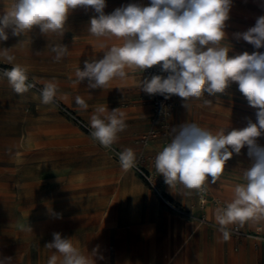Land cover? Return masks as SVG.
<instances>
[{
    "label": "rangeland",
    "instance_id": "rangeland-1",
    "mask_svg": "<svg viewBox=\"0 0 264 264\" xmlns=\"http://www.w3.org/2000/svg\"><path fill=\"white\" fill-rule=\"evenodd\" d=\"M13 2L0 0V14L10 10ZM132 3L148 5L150 0H106L104 12L110 14ZM94 15L91 8L78 7L70 12L63 36L44 37L37 28L17 37L8 30L9 39L0 41V49H10L14 57L10 64L0 56V257H11L12 264H47L54 250L45 245L54 232L71 238L82 254L95 249V259L114 264V258L139 255L144 249L139 237L131 245L119 241L122 230L143 229L153 235L164 230L162 220L170 215L194 228L204 225L199 223L200 213L194 205V189H186L180 182L166 184L156 168L157 177L151 180L144 168L142 172L135 167L124 170L111 155V150L126 148L136 155L140 147L133 139L147 128L146 111L133 105L143 96L137 70L126 69L125 79H114L104 89H89L87 79L76 82L75 71L78 67L83 70L85 60L103 58L101 43H123L115 37L92 35L88 26ZM260 16H264V0H233L222 42L230 47L229 56L264 52V47L255 49L234 35L255 26ZM59 44L66 45L69 52L57 62L51 47ZM14 65L27 70L28 82L35 87L22 94L13 90L3 71ZM48 81L55 82L58 90L55 101L45 105L40 90ZM77 96L87 103L86 110L76 103ZM204 99L212 103L206 105ZM99 106L124 113L127 126L110 148L90 135V117ZM256 111L233 82L216 96L178 97L171 123L174 128L195 123L213 133L229 126L231 131L246 127L249 120L256 123ZM256 140L264 146V134ZM153 147L160 150L159 145ZM252 163L247 146L234 153L216 183H211V177L206 181L210 193L231 202L235 186L246 183L242 173ZM249 221L250 229L256 223L264 226V218ZM249 228L245 231L251 233ZM143 243L148 249L149 241ZM152 249L156 259L160 258L157 241ZM182 253L188 264H264V242L254 247L242 241L237 250L231 245L227 251L216 249L200 236L187 242ZM165 257L169 258L167 253Z\"/></svg>",
    "mask_w": 264,
    "mask_h": 264
},
{
    "label": "clouds",
    "instance_id": "clouds-1",
    "mask_svg": "<svg viewBox=\"0 0 264 264\" xmlns=\"http://www.w3.org/2000/svg\"><path fill=\"white\" fill-rule=\"evenodd\" d=\"M233 0H150L148 5L127 4L105 14L106 0H14L10 10L0 14V41L13 36L30 34L39 29L42 36H63L70 12L78 7L91 8L94 15L88 31L97 38L122 39L123 43H101L102 59L85 60L84 68L75 71L76 82L87 79L89 89H104L114 79H125L126 69L141 70L159 65L167 77L153 75L141 81V91L165 99L177 95L187 100L224 93L233 82L257 109L256 123L248 121L246 127L221 128L213 133L195 123H183L171 129V142L155 157V168L165 183L172 186L179 181L186 189H200L211 177V183L223 173L226 162L239 154L245 146L253 163L243 171L246 183L237 184L231 202L217 210L216 220L225 240L229 238L226 226L243 224L264 218V146L256 138L264 134V52L229 56L226 40V21ZM255 49L264 47V16L257 18L255 26L243 33H235ZM10 49H0L8 63L14 57ZM58 62L69 49L64 44L51 47ZM3 75L13 90L22 94L34 84L28 82L27 70L14 65ZM58 85L48 81L40 90L41 103L52 104L57 97ZM76 103L88 108L77 96ZM206 105L210 100L204 99ZM124 113L119 108L109 110L97 107L90 117V135L105 148H110L125 130ZM122 169L135 165L133 149L118 154ZM28 230L30 231L29 227ZM45 247L54 250L47 264H95L93 253L82 254L71 238L59 232ZM0 264H12L11 257H0Z\"/></svg>",
    "mask_w": 264,
    "mask_h": 264
},
{
    "label": "crops",
    "instance_id": "crops-1",
    "mask_svg": "<svg viewBox=\"0 0 264 264\" xmlns=\"http://www.w3.org/2000/svg\"><path fill=\"white\" fill-rule=\"evenodd\" d=\"M135 71V70H133ZM137 76L140 78V81H142L143 77L137 70ZM143 96H140V98H136L134 101V106H138L139 108H142L146 111L145 115V124H147V117L149 113V103L147 102V99L143 93L141 92ZM151 145L149 146V149H156ZM212 194V193H211ZM205 214L207 218H209L211 221L216 222V209L208 205L205 208ZM163 224L165 225L164 230L162 231H156L155 234L151 235L145 232L143 229L139 230H122L120 235L118 236V240L123 242L127 241L128 244H132L133 241L137 237L139 239H143L142 241H149V247L148 249L145 248V244H142V241L140 242L142 246H144V249L140 251L139 255H133L130 253V255L126 256H118L115 259V261H112L114 264H188V258L185 253H181V250L185 246L187 242L192 240L194 237H200L202 236L204 239H207V241H210L213 243L214 247L216 249H222L225 248L227 251L229 250V247L232 245L233 250H237L238 246L242 241H246L248 243H251L250 239L246 237H240V236H234L232 234L229 235V238L227 240L223 237V232L208 224H204L201 227H193L191 224L186 222L183 219H179L175 216L170 215L169 217H164ZM142 225L144 223H141ZM242 230L245 231V228H249L250 221H246L243 224L237 223ZM256 223L252 229L249 228L248 231L254 232L257 229L261 228L264 230V226ZM245 238V239H244ZM158 242V245L161 246V251L159 253L161 254L160 258L156 259L154 255V250L152 249V243ZM204 249H207L206 247ZM168 254L169 258L165 257V254ZM230 254L228 255V259L230 258ZM165 259V261H164ZM95 260V264L103 263L102 258L97 257ZM111 263V261H110ZM109 264V263H108Z\"/></svg>",
    "mask_w": 264,
    "mask_h": 264
},
{
    "label": "built area",
    "instance_id": "built-area-1",
    "mask_svg": "<svg viewBox=\"0 0 264 264\" xmlns=\"http://www.w3.org/2000/svg\"><path fill=\"white\" fill-rule=\"evenodd\" d=\"M139 73L144 78H151L153 75H161L167 77L168 73L161 71L159 65L153 66L152 68L145 69L144 72L138 70ZM147 102L149 103V113L147 117V128L144 132L134 137L133 142L139 146V150L136 153V162L133 167L142 172L141 168H144L149 173V180L153 177H157L155 172V157L156 155L171 142V129L174 128L171 123V117L176 110L178 97L177 95H172L169 99H165L164 96L160 94L149 95L143 92ZM151 145H159L160 150L148 149ZM111 155L119 161L118 154L120 152L116 150H111ZM179 183V181L174 182ZM196 194L195 208L200 213L199 223L212 225L218 229L221 226L216 222L211 221L207 218L205 214V208L208 205L213 206L216 211L224 207L228 202L224 201L221 197L213 195L210 193L207 183L200 188L194 189ZM226 230L229 234L234 236H242L250 239L251 244L254 247L260 245L264 242V234L262 231L246 232L241 229L237 223H233L226 226Z\"/></svg>",
    "mask_w": 264,
    "mask_h": 264
}]
</instances>
